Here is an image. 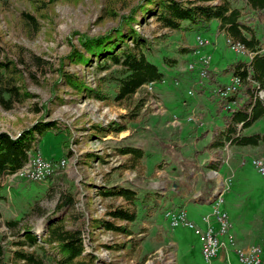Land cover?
Segmentation results:
<instances>
[{"label":"rangeland","instance_id":"obj_1","mask_svg":"<svg viewBox=\"0 0 264 264\" xmlns=\"http://www.w3.org/2000/svg\"><path fill=\"white\" fill-rule=\"evenodd\" d=\"M16 1L6 0L9 16L17 14L15 7L22 6L21 2ZM103 2H56L53 18L56 24L51 37H46L45 27L33 36H27L23 31L7 25L0 12V27L5 37L26 48V83L29 90L36 93L27 102L16 104L11 109L0 106V130L17 135L39 117L41 110L35 111L33 105H41L51 95L50 85L57 79L54 68L58 65L59 56L70 47L68 40L71 31L94 34L115 24L107 22L100 25L94 22ZM216 24V20H213L208 31L196 34L193 31L171 30L152 17L135 23L134 27L139 32L154 40L153 61L166 74L162 81L144 84L121 104L115 101L104 103L93 97L77 95L60 84L57 92L65 101L49 103L51 113L45 117L53 119L55 126L40 136L35 150L28 157L39 153L46 158H54V161L51 160L53 170L41 182L6 173L4 177L8 179L1 182L5 196L0 199V236L7 255L10 256V249L15 246L12 241L17 239L18 231L23 227H30L40 234L43 232L61 195L70 191L73 205L55 215H69L68 227L81 229L85 251H91L96 256L94 264H132L134 255L127 257L122 248L113 249L111 246L122 241L123 234L93 224V218L101 216L111 220V216L105 214L107 204L117 205L122 201L120 197L98 193V186L106 184L108 177L114 184L130 183L141 188L161 186L156 190L163 196L159 198V205L153 214H145L144 206L138 204V216L132 223L136 235L142 237L140 244L146 253L143 264H169L166 263L165 254L170 250L175 256L170 264H219L216 259L220 255L210 262L202 258L198 250L201 242L194 228L170 226L164 213L170 206L183 205L188 218L192 217L198 228V221L203 213L211 209V204L196 201L190 194L200 191L204 184L218 187L217 180L206 175V171L213 167H206L205 163L209 158H220L221 165L216 169L224 179L223 205L229 215V231L240 247L259 245L264 263V174L259 173L251 162L254 157H264V142L254 146L225 143L219 149L203 147L211 138L212 131L222 122L216 110L217 103L212 97L214 83L209 81L207 69L219 72L231 60L250 57L244 49L232 48L225 33L218 30ZM258 30L259 33L264 32V23L258 25ZM73 41H77L76 35ZM180 45L193 47L194 50L180 52ZM31 53L46 62L35 63ZM163 54L176 56V62L173 65L164 63ZM115 67L111 65V69ZM66 68L76 71L91 85L95 83V76L109 70L96 72L94 61L88 66L73 63ZM231 78L230 73L217 74V79L226 84L231 82ZM259 94L264 95V91ZM139 98L144 100L138 119L130 122L128 129L117 133L105 131L92 134L93 125L105 126L111 120L119 121L121 114L134 107ZM263 129L264 120L261 118L245 128L244 132ZM63 141L67 145L63 146ZM120 141L145 148L146 154L142 158L145 176L139 177L136 169H125L118 174L116 167L127 159V154L114 150L113 146ZM173 148L174 153L169 154L167 149ZM68 149L71 150L69 155L66 154ZM86 152H96L101 158L94 157L84 162L82 157ZM182 159L192 161L187 169L183 168ZM153 169L155 175L150 176ZM7 219H16L18 223L10 226L6 223ZM188 246L192 249L191 259L194 260L190 259V263L184 256V248ZM232 254L230 264H245L235 261Z\"/></svg>","mask_w":264,"mask_h":264},{"label":"trees","instance_id":"obj_2","mask_svg":"<svg viewBox=\"0 0 264 264\" xmlns=\"http://www.w3.org/2000/svg\"><path fill=\"white\" fill-rule=\"evenodd\" d=\"M17 1L22 6L15 7L17 14L9 16L6 0H0V12L7 25L23 31L27 36H33L45 27L46 37H51L56 24L53 21L55 3H76L79 0ZM149 17L171 30L193 31L196 34L208 31L212 21L216 20L218 30L223 31L226 37L241 42L252 53L248 59L231 60L219 72L207 69L209 81L214 83L212 97L217 103L216 110L222 122L212 131L211 138L203 147L219 149L227 142L238 146H254L264 142V129L244 132L257 119L264 120V95L259 94L264 91V32L259 33L258 30V25L264 23V0H104L94 22L100 25L107 22L115 24L94 34L71 31L68 40L70 47L59 56L58 65L54 68L57 79L50 85L51 95L41 105H33L35 111L41 110L39 117L22 128L17 135L0 130V199L5 196L1 183L3 175L22 166L30 152L35 150V143L40 136L55 126L53 119L45 117L51 113L49 103L60 104L65 101L58 93L60 84L77 95L93 97L104 103L115 101L121 104L144 84L164 79L166 73L153 61L151 55L155 50L154 40L134 27L135 23H141ZM75 35L76 42L73 41ZM179 48L180 52L194 50L193 47L183 45ZM30 56L37 64L46 62L33 53ZM162 59L169 65L177 60L176 56L166 54L162 55ZM93 61L96 72L109 69L104 74L95 76L94 85L88 84L76 71L66 68L73 63L88 66ZM27 65L26 48L7 39L0 27V106L3 109H11L36 96L27 87L24 70ZM111 65L116 67L111 69ZM218 73L238 76L241 79L240 86L221 95L219 89H224L227 84L217 79ZM143 100L144 98H139L134 107L121 114L119 121L111 120L105 126L93 125L92 134L105 131L117 133L128 129L129 123L138 119ZM62 145H67L66 141ZM113 147L115 152L127 154V159L116 167L118 174L125 169H136L139 177L145 176L142 158L146 151L143 146L120 141ZM167 150L169 154H173L175 149ZM70 153L71 150L68 149L66 154ZM94 157L101 158L96 152H86L82 158L84 162H89ZM221 161L220 158H209L205 165L219 168ZM191 162L182 159L183 168L187 169ZM154 175L153 169L150 176ZM213 189L214 185L204 184L194 199L205 203ZM98 193L102 196L120 197L122 201L117 205L107 204L105 214L110 215L111 220L101 216L93 218V224L122 233L124 239L111 245L112 248H122L127 257L134 255L132 264H143L146 253L142 251L140 244L142 237L136 235L132 223L138 216V204L144 206L145 214L152 215L163 195L154 188H141L130 183L114 184L108 177L106 184L98 186ZM73 201L70 191L61 195L41 234L30 227L19 230L17 239L12 241L15 246L10 249V256L6 254L5 244L0 236V264H94L96 256L91 251H85L81 229L68 227L69 215H55L73 205ZM6 223L14 226L18 221L7 219Z\"/></svg>","mask_w":264,"mask_h":264},{"label":"built area","instance_id":"obj_3","mask_svg":"<svg viewBox=\"0 0 264 264\" xmlns=\"http://www.w3.org/2000/svg\"><path fill=\"white\" fill-rule=\"evenodd\" d=\"M227 40L231 43L232 48L236 50L244 49L250 54V56L252 55V53L249 52L241 42L234 41L233 39L228 37ZM204 60L206 61V59ZM240 83L241 79L238 76H232L231 82L228 83L224 89H219V92L221 94H227L235 90ZM63 162L64 159L61 160V163ZM251 162L259 173L264 174V157H254L251 159ZM52 170L53 162L51 161V159L37 153L36 155H33L31 158H29L22 166L12 171L11 173L6 174L25 176L41 182L46 179L47 175ZM206 175L207 177L215 178L218 182V187L215 188L214 186L213 193L205 202L211 204L210 211L202 215L204 225L203 229L200 231V252L203 259L207 262H210L222 253L224 255V258L229 261L230 251L236 250V252L238 253V259L242 263L264 264L262 260V249L259 245H252L247 248L238 247L234 240V236L229 231V215L223 205L224 179L222 175L216 168H209L206 171ZM5 179L8 178L4 177L3 175L2 180ZM154 188L159 189L161 188V186H156ZM198 194L199 192L194 193V198L197 197ZM165 216L171 226L185 225L190 228H194L196 231L199 230V228H197V225L188 218L183 205L168 207L165 211ZM165 257H167L166 263L169 264L170 262L173 263L175 259L174 253L171 250L166 252Z\"/></svg>","mask_w":264,"mask_h":264},{"label":"crops","instance_id":"obj_4","mask_svg":"<svg viewBox=\"0 0 264 264\" xmlns=\"http://www.w3.org/2000/svg\"><path fill=\"white\" fill-rule=\"evenodd\" d=\"M199 193H200V191H198ZM194 195V193L193 194H191L190 196H193ZM194 197V196H193ZM204 204H209V203H204ZM203 205V204H202ZM210 205V204H209ZM211 208V207H210ZM185 210H186V208H185ZM210 211V209L207 211V212H209ZM207 212H205V213H207ZM186 213H187V210H186ZM205 213H203L202 215H204ZM187 216H188V214H187ZM190 219H193L192 217H189ZM198 223H199V226H198V228H199V230L198 231H196V232H198V240H199V242H201V238H200V231L203 229V225H204V222H203V220H202V216H201V219L198 221ZM171 226V225H170ZM173 243H174V240H172V239H170ZM169 241V240H168ZM200 243H199V247H198V250H199V252H200ZM238 247H240V246H238ZM241 248H245V247H241ZM191 251H192V249H191V247L190 246H188V247H185L184 248V252H185V254H184V256H185V258H187V260L186 261H188V263H190L191 261H194V260H192L191 258H192V254H191ZM232 252H233V254H232ZM200 254H201V252H200ZM232 254V256H233V259L235 260V261H239V262H241L239 259H238V253L236 252V250H231L230 251V255ZM220 256L216 259L218 262H219V264H230V256H229V261H227L225 258H224V255L221 253V254H219ZM201 256H202V254H201ZM203 258V257H202ZM190 259H191V261H190ZM215 264V263H214ZM216 264H218V263H216ZM237 264H239L238 262H237Z\"/></svg>","mask_w":264,"mask_h":264},{"label":"water","instance_id":"obj_5","mask_svg":"<svg viewBox=\"0 0 264 264\" xmlns=\"http://www.w3.org/2000/svg\"><path fill=\"white\" fill-rule=\"evenodd\" d=\"M18 134V133H17Z\"/></svg>","mask_w":264,"mask_h":264}]
</instances>
